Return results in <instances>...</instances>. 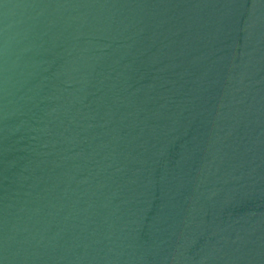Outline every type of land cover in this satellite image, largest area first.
<instances>
[{
    "label": "water",
    "instance_id": "95a60500",
    "mask_svg": "<svg viewBox=\"0 0 264 264\" xmlns=\"http://www.w3.org/2000/svg\"><path fill=\"white\" fill-rule=\"evenodd\" d=\"M0 264H264V0H0Z\"/></svg>",
    "mask_w": 264,
    "mask_h": 264
}]
</instances>
